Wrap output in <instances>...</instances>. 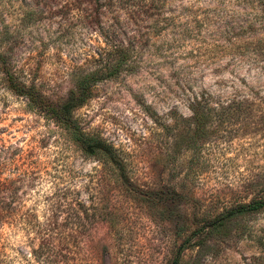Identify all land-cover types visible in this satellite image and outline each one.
<instances>
[{"label":"rangeland","instance_id":"obj_1","mask_svg":"<svg viewBox=\"0 0 264 264\" xmlns=\"http://www.w3.org/2000/svg\"><path fill=\"white\" fill-rule=\"evenodd\" d=\"M0 28L55 101L136 47L75 112L120 168L0 71V264H264V207L209 227L264 198V0H0Z\"/></svg>","mask_w":264,"mask_h":264},{"label":"trees","instance_id":"obj_2","mask_svg":"<svg viewBox=\"0 0 264 264\" xmlns=\"http://www.w3.org/2000/svg\"><path fill=\"white\" fill-rule=\"evenodd\" d=\"M15 36L17 35L10 33L9 30L0 28V71L8 88L18 96L26 98L27 104L32 109L42 112L58 126L69 130L72 138L86 154L98 155L103 153L120 168L122 160L117 150L102 138L83 131L78 125L75 112L89 101L96 81L112 78L124 69L125 65L128 64L127 61L132 57L130 49L136 48L135 44H133L135 43L134 40H117L111 46L113 49L102 57L104 61L103 65L79 77L66 100L55 101L43 92L41 83L36 80L37 68L31 67V69H28L24 64L18 66L17 63L13 62L11 52L12 48H15ZM208 107H210L208 104L203 105L201 101H197L196 104L193 103V120L197 127L195 134L203 132L206 129L207 111L211 110ZM1 200L0 195V202ZM263 207L264 198L252 200L250 203L230 211L225 216L214 219L209 227L216 228L217 226H222L227 220L248 212L260 211ZM175 263H181L179 256L176 258Z\"/></svg>","mask_w":264,"mask_h":264}]
</instances>
